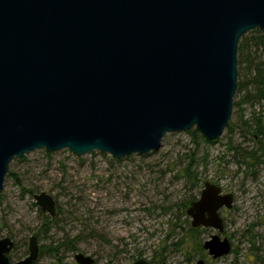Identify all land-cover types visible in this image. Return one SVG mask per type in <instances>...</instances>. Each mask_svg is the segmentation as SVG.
<instances>
[{"label":"water","instance_id":"95a60500","mask_svg":"<svg viewBox=\"0 0 264 264\" xmlns=\"http://www.w3.org/2000/svg\"><path fill=\"white\" fill-rule=\"evenodd\" d=\"M254 30L264 37V0H0V194L9 164L37 150L119 160L157 151L169 133L217 141L238 87L239 41ZM34 200L55 215L51 196ZM232 205L206 182L186 214L192 228L221 234L218 211ZM14 246L0 239V264H35L34 236L17 262ZM202 247L213 259L230 252L217 234Z\"/></svg>","mask_w":264,"mask_h":264},{"label":"rangeland","instance_id":"374dc122","mask_svg":"<svg viewBox=\"0 0 264 264\" xmlns=\"http://www.w3.org/2000/svg\"><path fill=\"white\" fill-rule=\"evenodd\" d=\"M250 36L251 31L243 38ZM252 50L264 65V49ZM237 73V84L250 79L239 66L238 49ZM245 94L252 95L249 85L236 91L233 103ZM262 107L264 103L249 101L233 107L232 133L224 131L212 143L199 134L193 138L192 129L166 134L155 152L119 160L99 152L74 156L68 150H37L12 161L8 173L16 175L20 185L7 173L0 194V239L9 237L16 244L11 262L27 256L28 240L34 236L39 248L35 264H76L77 253L94 258L95 264L140 259L155 264H191L198 259L209 264H264V164L237 163L241 152L256 151L259 142L241 121ZM206 182L233 196L231 210L219 211L221 234L213 229L191 231L189 205L183 206L199 198ZM40 193L54 199L53 217L35 204L34 195ZM214 234L228 239L236 255L212 261L201 245Z\"/></svg>","mask_w":264,"mask_h":264},{"label":"trees","instance_id":"16d2710c","mask_svg":"<svg viewBox=\"0 0 264 264\" xmlns=\"http://www.w3.org/2000/svg\"><path fill=\"white\" fill-rule=\"evenodd\" d=\"M258 47H262L264 49V37L263 35L257 31H251V36L249 38H241L238 44V51H239V66L240 68L243 67L246 75H249V80L247 83L240 82L238 84L237 90L238 92H242L244 89L247 90V85L251 87L252 95L248 96L247 94L243 95L241 101L233 103V107H238L242 103L253 102V103H264V65L259 61V58L256 55V51L252 49H257ZM247 101V102H246ZM242 125L248 130L247 132L251 131L250 133L253 134V137L258 139V148L256 151H243L240 153V161L237 163L245 164L247 167L255 166L258 164H264V161L261 159L262 154L264 153V144L263 139L264 137V107L261 108L260 111L257 113L254 111L251 114V118L249 120L241 121ZM228 134L232 133L233 126L229 124L225 130ZM191 135L193 138L196 139L198 137V133L193 130ZM212 143V142H211ZM228 149H232L229 147ZM235 150L237 148H234ZM263 152L258 154L259 152ZM239 156V155H238ZM191 164L188 167H191L193 164V155L190 156ZM9 174V173H8ZM15 183L20 185L19 178L14 174H9ZM191 203L187 202V204L183 205L186 207ZM195 229H191L193 231ZM15 244V243H14ZM16 247V244L14 248ZM177 247V245H174ZM200 247V246H199ZM202 248V247H201ZM48 252L52 253V249H48ZM9 260L11 261L10 254L8 255Z\"/></svg>","mask_w":264,"mask_h":264},{"label":"flooded vegetation","instance_id":"af4514ba","mask_svg":"<svg viewBox=\"0 0 264 264\" xmlns=\"http://www.w3.org/2000/svg\"><path fill=\"white\" fill-rule=\"evenodd\" d=\"M223 194H226V193H223ZM190 205V204H189ZM221 210V209H220ZM219 210V211H220ZM231 210V209H230ZM219 211H218V214H219ZM220 216V215H219ZM53 217V216H52ZM221 218V217H220ZM222 219V218H221ZM223 221V220H222ZM223 226H224V222H223ZM193 229H195V230H204V229H210V228H203V227H198V228H193ZM229 241V240H228ZM205 242V241H204ZM203 242V243H204ZM203 243H202V245H201V247L203 246ZM229 243H230V252H229V254L227 255V256H229V255H236V252H235V250L233 249V247H232V243L229 241ZM202 249H203V247H202ZM203 251L204 252H206L207 253V251H205L204 249H203ZM75 256V255H74ZM207 256L212 260V261H216V260H218V259H213L212 257H210L209 255H208V253H207ZM94 259V258H93ZM147 261V260H146ZM199 261H201L202 262V264H209L208 262H210V260L208 261L207 259H205V260H202V259H198L197 261H195V262H191V264H198V262ZM147 262H149L150 264H155V262L154 261H147ZM132 263H134V262H132ZM131 263V264H132ZM94 264H95V260H94Z\"/></svg>","mask_w":264,"mask_h":264}]
</instances>
